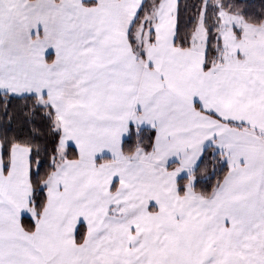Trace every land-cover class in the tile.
<instances>
[{"label": "snow or ice", "instance_id": "obj_1", "mask_svg": "<svg viewBox=\"0 0 264 264\" xmlns=\"http://www.w3.org/2000/svg\"><path fill=\"white\" fill-rule=\"evenodd\" d=\"M0 264H264V0H0Z\"/></svg>", "mask_w": 264, "mask_h": 264}]
</instances>
